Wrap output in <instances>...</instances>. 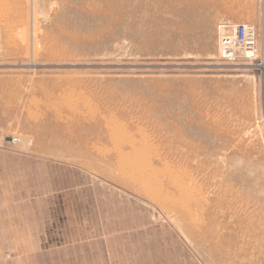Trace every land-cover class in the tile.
<instances>
[{
  "label": "rangeland",
  "instance_id": "obj_1",
  "mask_svg": "<svg viewBox=\"0 0 264 264\" xmlns=\"http://www.w3.org/2000/svg\"><path fill=\"white\" fill-rule=\"evenodd\" d=\"M0 52V264H264V0H0Z\"/></svg>",
  "mask_w": 264,
  "mask_h": 264
},
{
  "label": "built area",
  "instance_id": "obj_2",
  "mask_svg": "<svg viewBox=\"0 0 264 264\" xmlns=\"http://www.w3.org/2000/svg\"><path fill=\"white\" fill-rule=\"evenodd\" d=\"M234 34H218L219 55L223 60L234 63L239 59L255 57V27L250 23L234 26ZM1 58V52H0Z\"/></svg>",
  "mask_w": 264,
  "mask_h": 264
},
{
  "label": "bare ground",
  "instance_id": "obj_3",
  "mask_svg": "<svg viewBox=\"0 0 264 264\" xmlns=\"http://www.w3.org/2000/svg\"><path fill=\"white\" fill-rule=\"evenodd\" d=\"M230 28H233L234 29V27L233 26H225V25H220V32H222V33H224V34H228V35H233L234 34V31H233V29H230ZM137 161V160H136ZM135 161V162H136ZM139 162V161H138ZM136 164V163H135ZM134 165V164H133ZM141 165H143V164H141ZM137 166V165H136ZM192 198V197H191ZM190 198V199H191Z\"/></svg>",
  "mask_w": 264,
  "mask_h": 264
}]
</instances>
